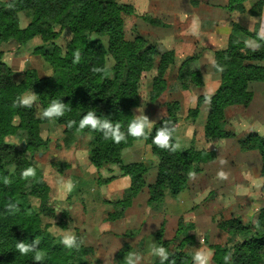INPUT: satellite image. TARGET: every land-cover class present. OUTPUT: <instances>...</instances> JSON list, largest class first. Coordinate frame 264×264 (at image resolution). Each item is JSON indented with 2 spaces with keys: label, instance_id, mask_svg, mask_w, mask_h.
I'll return each mask as SVG.
<instances>
[{
  "label": "trees",
  "instance_id": "obj_1",
  "mask_svg": "<svg viewBox=\"0 0 264 264\" xmlns=\"http://www.w3.org/2000/svg\"><path fill=\"white\" fill-rule=\"evenodd\" d=\"M244 1L228 0L226 7L230 12L261 15L264 0H256L248 8ZM20 11L30 18L25 28H20L18 24L17 13ZM132 12L131 6L120 5L116 0H0V43L14 41L20 48L37 35L47 42L56 38L61 30L67 29L71 34L64 52L55 45L51 51H43L42 47L36 49L52 67L51 77L41 78L34 69H26L23 79L16 83L11 69L0 61V264H34V253L21 256L16 250L17 242L31 243L34 239L40 241L39 250L46 253L43 264H89L87 258L93 251L91 246L82 243L78 249L65 248L60 242L61 237L49 233L48 224L42 221V217H54V209L48 206L49 189L41 170L27 159L25 152H32L41 143L36 125L49 120L38 119L34 106H13L23 93L36 94L39 112L54 100L65 103L68 110L63 117L55 120L64 126L65 141L73 139L74 132L91 133L90 163L97 169L115 164L123 176L129 177L130 184L123 197L107 202L112 205L113 212L108 213L106 220L122 218L124 210L143 188L146 167L142 163L124 164L120 160L121 150L140 140L127 135L128 125L133 120L130 108L138 103L141 74L151 71L153 66L156 67V76L152 94L155 97L161 92L166 84L167 70L174 61V52L167 50L159 53L140 35L128 40L124 33L123 15H131ZM257 32L258 29L249 31L240 23L231 22L226 47L213 53L212 71L218 74L220 82L213 94H199L186 115L187 119L194 121L201 104L208 102L203 126L208 138L231 136L224 128L225 108L231 105L248 106L253 94L248 84L264 82V41L258 40ZM248 38L261 44L259 50L253 51L245 46ZM76 51L81 54L79 63H73ZM156 57L158 63L154 65ZM108 60L112 61L108 76L92 71L93 67H103ZM214 65L222 67L223 71H218ZM176 81L183 90L203 86L197 54L188 56L179 64ZM177 108L175 102L167 104L165 116L150 131L146 129L149 135L142 138L158 159L156 179L148 185L147 203L150 205L161 201L166 194L176 197L187 186L189 173L200 172L202 163L215 158L213 150L191 147L173 153L153 144L152 138L163 123L176 126ZM88 111H95L99 118H108L114 124L119 122L121 131L127 136L126 141L116 144L105 140L99 131L89 128L78 130L80 119ZM14 117L19 120L16 126L13 125ZM69 121H76V124L69 128ZM17 129L26 134L24 149L5 142V137L15 134ZM172 142L175 143L174 139ZM240 146L258 150L260 173L264 176V135L252 133L240 142ZM28 167H33L36 174L34 178L24 180L21 173ZM34 200L38 205H34ZM63 214L64 211H61L60 217ZM58 224L62 229L66 228L61 218ZM218 226L232 235V244L210 246L214 264H225L224 257L228 254L231 255L228 264H263L264 208L259 210L253 223L245 224L238 218H232L219 222ZM183 230L179 222L175 235ZM186 231L187 235L174 246L170 245L173 240L164 239L163 224L156 231V245L165 247L170 254L166 264H193L184 247L187 243L192 244L194 237L189 228ZM129 252V245L123 243L115 255L116 264H125L124 257ZM153 264H160L159 258Z\"/></svg>",
  "mask_w": 264,
  "mask_h": 264
},
{
  "label": "rangeland",
  "instance_id": "obj_2",
  "mask_svg": "<svg viewBox=\"0 0 264 264\" xmlns=\"http://www.w3.org/2000/svg\"><path fill=\"white\" fill-rule=\"evenodd\" d=\"M116 1L133 9L131 15H123L124 33L128 40L140 35L159 53L167 50L174 52V61L166 73V84L157 96L152 94L156 67L141 74L138 103L130 108L133 118L134 114H139L136 112L138 108L139 112H144L155 124L165 116L167 104L175 102L178 108L173 139L181 145L178 150L191 147L196 150H213L215 158L202 163L200 172L195 173L194 178L190 179L188 176L187 186L178 194V198L166 194L161 201L150 205L147 203L148 185L153 184L156 179L158 159L151 146L143 139L134 141L121 150L120 160L124 164L142 163L146 167L144 186L124 210L123 217L118 221L114 220L116 222L109 221L106 218L108 213L113 212V207L107 202H115L123 197L130 184L129 177L124 176L128 179L126 188L111 190L116 178L123 175L115 164L97 169L90 163L88 152L93 139L91 133L74 132L73 139L65 141L67 135L62 124L56 121L41 122L36 125L41 143L32 152L26 151L25 155L41 170L49 189L48 206L54 209V217H42V221L48 224V231L53 236L61 237L64 232L71 230L78 235L83 245L91 246L93 251L87 258L89 264H116L115 255L123 243L129 245L130 252L143 255L142 264H153L157 257L149 255V245L155 243V233L162 224L164 239L173 240L170 244L172 246L187 235V228L190 229L189 233L194 240L184 247L190 257L198 249L212 253L210 246L214 244L231 245L232 235L222 230L218 223L232 218H238L245 224L253 223L259 210L264 208V176L260 173L259 152L257 149H244L240 146V142L252 133L264 135V82L248 84L253 93L250 106L231 105L225 108L224 128L231 136L206 137L203 126L208 114V102L201 104L194 121L186 118L187 110L192 106L196 92L214 93L220 82L219 76L202 66V76L205 73L203 79H206L203 80V87L183 90L176 81V75L179 64L192 55L194 44H197V34L192 35L189 31L193 19L198 18V30L200 27L209 28L211 25L205 21V15L211 12L213 7L210 6L223 4L224 0ZM182 11L186 13L184 18L180 16ZM17 16L19 27L25 28L30 18L22 11ZM223 20V17L219 19ZM255 29L257 27L253 30ZM57 30L56 28L55 31ZM70 38L71 34L64 29L50 41H43L37 35L20 48L14 41L3 42L0 43V61L11 69L12 79L16 83L23 79L26 69H34L41 78L51 77L52 67L36 49L42 47L43 51H51L55 45L64 52ZM249 39L251 38L246 40ZM213 40L215 39L210 38L208 42L213 47L220 44ZM103 41L106 42V39ZM201 62L205 60H198V64ZM108 63L112 61L108 60ZM157 63L158 57L155 58L154 65ZM213 79L218 81L217 85L213 83ZM26 93L31 92L22 95ZM33 106L38 116L37 100ZM18 122V117H14L13 125H18ZM25 137V132L17 129L15 134L5 137V142L24 149ZM220 171L227 174V179L218 178ZM110 177V181L104 182ZM69 179L75 187L64 195L59 182ZM61 211H64L62 217ZM60 218L61 222L66 223L65 229L58 224ZM179 222L184 230L175 235ZM262 262L264 264V260ZM210 264H214L212 258Z\"/></svg>",
  "mask_w": 264,
  "mask_h": 264
},
{
  "label": "clouds",
  "instance_id": "obj_3",
  "mask_svg": "<svg viewBox=\"0 0 264 264\" xmlns=\"http://www.w3.org/2000/svg\"><path fill=\"white\" fill-rule=\"evenodd\" d=\"M199 21L197 19H193L191 28L189 31L192 35H196L198 31ZM257 37L259 41H264V21L261 23V28L257 32ZM245 46L252 49L253 51L259 50L261 44L257 42V40H246ZM163 51V49H161ZM81 58V54L79 51L74 53L73 63H79ZM217 67L218 71H223V68L214 65ZM112 68V63L105 64L103 67H93L92 71L94 73H101L105 76H108L110 70ZM37 96L34 92L26 93L22 96L17 97L16 101L13 102L14 107H23V108H32L33 104L36 102ZM68 109L66 108V104L61 101H52L49 106L38 113L37 118L41 120H49L55 121L56 119L63 117L65 112ZM138 115L134 114L133 120L128 125L127 135L131 136L135 139L147 138L149 135L146 132V129H151L154 122L150 121L148 116L144 114V112H139V109H136ZM76 124V121H69L67 127L71 128ZM85 128H89L93 131H99L103 134L105 140H111L116 144H120L121 142H125L127 136L124 132L121 131V125L119 122L113 123L112 120L106 118L101 119L96 115L95 111H88L86 115H84L78 124V130H83ZM175 132V126L170 123H163L162 127H159L155 135L152 138L153 144H155L158 148L162 150H167L170 152H176L180 149L181 145L177 141L173 143V134ZM27 142V141H25ZM221 163H225L221 161ZM35 169L33 167H28L21 173V178L24 180H28L29 178L35 177ZM219 179H227V174L223 171L218 172L217 174ZM195 177L194 172L189 173V178L192 179ZM8 181L6 180L5 183ZM61 186V191L64 195L70 193L75 185L73 182L69 180H62L59 182ZM258 227V224H257ZM61 244L71 250L78 249L82 241H78L77 236L71 231L64 232L61 236ZM40 241L38 239H34L31 243L25 242H17L16 250L20 253L21 256H27L29 253H34L33 262L34 264H43L46 253L39 250ZM149 255L153 257L159 258L160 264H166L169 260V251L163 246H157L155 243L149 245ZM213 253L207 251L205 249H198L192 257L193 264H210L211 257ZM143 255L139 252H129L126 257H124L125 264H142ZM231 260V255L228 254L224 257L225 264Z\"/></svg>",
  "mask_w": 264,
  "mask_h": 264
},
{
  "label": "crops",
  "instance_id": "obj_4",
  "mask_svg": "<svg viewBox=\"0 0 264 264\" xmlns=\"http://www.w3.org/2000/svg\"><path fill=\"white\" fill-rule=\"evenodd\" d=\"M255 2L256 0H245L244 1L245 6L247 8L250 7ZM227 3H228V0H224L223 4L218 3V4H215V7L210 6V8L211 7L213 8H211V12L208 15H205V21H207L208 24L211 26L209 28L200 27L198 30L197 39L195 41V43L197 44H194L195 47L193 48V52H191V54H194V53L197 54L198 60L200 61L202 59L205 60V62L203 63L201 62V64H198L199 69L200 68L202 69V66L203 67L206 66L209 72L210 71L213 72L212 71L213 53L216 50H220L226 47L228 35L230 34V31H231V22H238L243 27H245L246 29L250 31H252L255 27H257L259 31L261 28V23L262 21H264V8L260 16H249L246 12H243V13L230 12L226 7ZM181 14L182 15L180 16L184 18L186 13L185 11H182ZM221 17L224 18L223 21H219ZM210 38H214L215 40L213 41H217V43L220 42V44L219 45L216 44L217 46L213 47L212 45H210V43H208ZM249 40H253V39H249ZM204 76H205V73H203V78ZM203 80H206V79H203ZM216 82L218 81L216 79H213V83H216ZM215 85H217V83ZM202 87H199V88H202ZM199 94H200V91L195 93V99ZM201 94H207V93H201ZM207 95H211V94H207ZM195 99H194L193 104L195 103ZM127 180L128 179L124 176L116 178L115 184L113 185V187H111V190H116V189L118 190V188L119 189L126 188L128 185ZM178 196L179 195H177L176 198H178Z\"/></svg>",
  "mask_w": 264,
  "mask_h": 264
},
{
  "label": "water",
  "instance_id": "obj_5",
  "mask_svg": "<svg viewBox=\"0 0 264 264\" xmlns=\"http://www.w3.org/2000/svg\"><path fill=\"white\" fill-rule=\"evenodd\" d=\"M22 145L24 146V141H22Z\"/></svg>",
  "mask_w": 264,
  "mask_h": 264
}]
</instances>
